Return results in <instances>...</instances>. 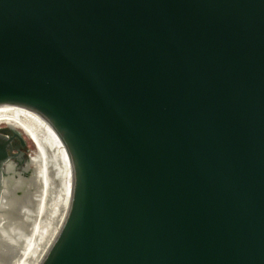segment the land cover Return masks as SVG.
<instances>
[{
  "label": "water",
  "instance_id": "obj_1",
  "mask_svg": "<svg viewBox=\"0 0 264 264\" xmlns=\"http://www.w3.org/2000/svg\"><path fill=\"white\" fill-rule=\"evenodd\" d=\"M2 105L32 112L0 131V264L33 134L27 264H264V0H0Z\"/></svg>",
  "mask_w": 264,
  "mask_h": 264
},
{
  "label": "bare ground",
  "instance_id": "obj_2",
  "mask_svg": "<svg viewBox=\"0 0 264 264\" xmlns=\"http://www.w3.org/2000/svg\"><path fill=\"white\" fill-rule=\"evenodd\" d=\"M30 112L32 111L26 108H22V107L9 106V105L0 106V116H5V115L11 116V114L13 113L12 118L16 120L19 119V121L23 120L25 118V115L29 114ZM7 120H12V119H7ZM44 121L45 120L40 115L33 112L32 117L29 118L28 120L27 130L30 131L32 127L42 125V122ZM11 127L14 128L13 126ZM34 137L38 145L37 158L36 160H34L35 161V172H37L38 174V176L36 177L37 217H36V221H35V224L32 230V234L25 242L22 248L21 254H20V258L18 259L16 264H27L29 255L35 243L38 240V237L41 232L43 223L45 221L47 212L49 210V162H48V158L46 155L43 140H41L36 135H34Z\"/></svg>",
  "mask_w": 264,
  "mask_h": 264
},
{
  "label": "rangeland",
  "instance_id": "obj_3",
  "mask_svg": "<svg viewBox=\"0 0 264 264\" xmlns=\"http://www.w3.org/2000/svg\"><path fill=\"white\" fill-rule=\"evenodd\" d=\"M8 117H10V116H0V131H4L5 133L7 132V131H5L4 129L5 128H8L7 126H8V124L10 123V120H7V118ZM13 120H14V118H12ZM21 134H22V136H23V138H24V134L21 132V131H19ZM33 139H34V142H33V146H32V154H33V157H34V160H36V158H37V152H38V145H37V142H36V140H35V137H34V135H33ZM36 173V177L38 176V174H37V172H35Z\"/></svg>",
  "mask_w": 264,
  "mask_h": 264
},
{
  "label": "flooded vegetation",
  "instance_id": "obj_4",
  "mask_svg": "<svg viewBox=\"0 0 264 264\" xmlns=\"http://www.w3.org/2000/svg\"><path fill=\"white\" fill-rule=\"evenodd\" d=\"M15 120L16 119H14L13 121L12 120H10V123L8 124V126H13L14 128H15V126H14V123H17V122H15ZM16 129V128H15ZM28 131V130H27Z\"/></svg>",
  "mask_w": 264,
  "mask_h": 264
},
{
  "label": "trees",
  "instance_id": "obj_5",
  "mask_svg": "<svg viewBox=\"0 0 264 264\" xmlns=\"http://www.w3.org/2000/svg\"><path fill=\"white\" fill-rule=\"evenodd\" d=\"M4 130L7 131V132H9L8 128H5ZM2 132H4V131H2Z\"/></svg>",
  "mask_w": 264,
  "mask_h": 264
}]
</instances>
